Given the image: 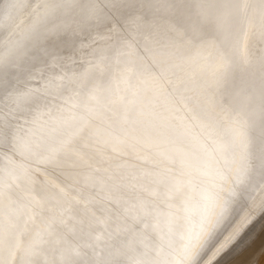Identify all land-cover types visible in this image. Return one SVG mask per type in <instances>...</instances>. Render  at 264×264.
Here are the masks:
<instances>
[{"label": "rangeland", "instance_id": "obj_1", "mask_svg": "<svg viewBox=\"0 0 264 264\" xmlns=\"http://www.w3.org/2000/svg\"><path fill=\"white\" fill-rule=\"evenodd\" d=\"M44 1L45 0H0L1 4L6 5L2 13L0 10L1 14H5L10 9L19 10L25 6L27 7L26 15L27 17L29 16V21L27 23L25 22L24 24H19V26L12 27L7 31L4 38L0 39V56H4L3 62L8 64L15 56V50L11 53L9 52V47L13 44L15 37H18L22 49L25 44L28 45L29 40L26 39L29 38V35L33 37L32 41L26 47L25 62L19 69L17 64H15L16 69L14 72L16 74L10 72V74L6 76L8 78L14 74L17 75V77L13 79L11 83L7 84L6 87H4L5 85L3 84L7 78H0V165L2 168H0V197L6 195L8 198L9 194L13 195L16 190L26 188L28 191L24 192L25 194L27 193L26 196L25 194L22 197L17 196V198L10 201L9 207H11L12 211L18 213L29 207L31 209L32 205L38 202L37 198H39V196L46 199L43 202L45 205L49 206L52 202L48 204V198L52 199L53 197L55 198V196L58 197L59 193H61L59 192L61 181L65 184L70 180L69 189L65 187L63 191L66 193L68 191V193H70L71 189H82L85 194L84 196L87 198L86 190L88 185L91 184L94 186V169H96L97 166L105 164V162L109 160L113 152L112 148L115 151L119 146L118 143L123 145L125 137L122 136V133L128 132L129 130L133 132L132 134L135 132L137 133L138 126L136 125V119L138 108L135 102L136 97L143 94V86L155 78L153 80L155 83V85H153L155 87L153 86L152 91H150L148 95L146 94L147 97H145L144 101H151L154 98L157 100L165 96L167 98L170 97V99L173 98L172 101L175 102V113H173L174 115L171 117H177V119L175 118L177 122L175 132L179 135L174 132H166L168 140L170 137V141H168V146L166 148L168 149V147H170L169 142H172L174 145L178 144L181 148L183 147L182 145L188 146V144H192V142H189L194 138L193 135L197 138L199 137L196 144H199L202 138L203 142H207L211 139V142H213L216 137L217 141H214L217 145L214 146V148L216 147V151L222 152L224 157L231 155L234 158L232 164L236 166L234 167L231 164L230 168H234L233 170H230L229 167L224 165L217 169L222 172V174H220L221 176L224 173L225 178H221L218 182L219 191L217 190L218 192L216 191L215 195L209 194L211 184H215V180L220 178L219 172L216 173L215 166L212 168L214 175H212V172L209 174L215 176V178L213 177L208 180V182L204 180L203 183V179L200 180V187L197 191L201 192L197 194L200 196L201 193L204 194L208 190V203H210L208 206L206 205V211L202 216H200V212H198L199 205L201 206L200 200L202 198H199V200L197 198V201L195 200L196 202L188 198V203L185 200L184 204L180 203L179 206H177V208L179 207L177 210L179 213H176V216H178L179 219L176 216L175 219L178 221L180 220V222L176 223L177 221H175V219L173 222H170L171 229L167 230L168 232H166L167 234L164 236V239L165 237L166 239L162 240L166 243H162L163 246L165 244L167 247L172 243L170 247H173L171 249L167 247V249L161 245L158 251L161 257L159 256L157 264H161L160 262L165 264L169 260V257L170 260H178L177 262L172 261L171 264H179L178 262L182 264L187 263L189 261L188 254L195 248L196 241L198 242L202 239V233L204 232L207 237L210 235L209 238H213L220 230L218 229L221 227L219 224L228 221L229 217L227 215H229L228 213L231 210L228 208L227 210L221 209L223 213L221 211L216 213V210L219 209V203L226 194L229 184H232L230 186L235 184V180H237L238 174L242 172L245 164L247 163V166H249L248 164L251 163L249 159L251 160L252 158L251 153L253 150L261 147L259 144L261 139H264L263 135L258 136L264 133V73L254 77L251 72L252 65L254 64V56L264 44V0H51L46 3V5ZM169 13L171 14V19H168L167 23H165ZM172 23L174 25H172ZM143 25L147 27L141 28ZM175 25L176 28L180 26L179 29L184 31L189 38L193 39L191 47L188 48L185 53H177L174 62H168L167 59L170 57L166 58L163 56L164 58H162L161 62L165 64V67L163 66V69L160 67L158 70L155 68L152 69L153 66L151 65V61L154 59L153 56L156 55L153 54V52H159V48L152 49L145 54H135L134 51L137 38L131 35L139 31V35L143 32L142 36L145 35L144 37L148 39L149 36L152 37L153 34L162 33L160 36H156L157 40L160 41L161 38L168 34L164 32L171 31V29L172 31L175 30ZM146 28L147 31H145ZM39 34L40 36L36 39ZM108 34H111L115 38L109 46L110 54L107 56H99V58L87 54V50L95 45L108 44ZM154 41H156V39H154ZM254 45L256 46L253 47ZM129 47L131 49H129ZM121 50H126L121 59L118 62L112 59V57ZM214 62L215 64H213ZM83 64L85 67L96 69L98 76L91 77L82 72L81 66ZM183 64L184 66H182ZM200 68L201 72L198 73V75L194 73ZM204 68L207 70H204ZM148 69L153 71L156 70V72L152 71L150 75V73H146ZM158 72L160 73L157 74ZM152 73L154 75L156 74V77ZM208 74H211L209 78H207ZM139 76H141V78ZM152 76H154V78ZM162 76H165L166 80ZM161 78L162 81L165 80L164 84L161 83ZM190 78L195 79L194 84L190 83L188 87L185 84L179 87L174 86L176 83ZM142 80L144 82H142ZM242 81L245 84L239 87ZM123 86L127 88L124 87L123 90ZM162 86L166 89H163ZM116 88H118V91ZM158 88L162 89L159 91ZM132 89H134V92ZM209 89L211 91H207ZM203 91L207 93L206 100L209 105V112L206 116L207 121L204 126L211 122V118H214L213 116L215 113H218L220 110L226 111V115L223 117V121H225L220 125V136H218L219 134L217 135L216 132L209 136L208 134L206 135L205 130H203V125L200 126V123L197 122L198 120L189 114L191 105L188 103L187 97ZM161 93L164 96L159 95ZM172 94L174 95L173 97ZM129 96L135 99H131ZM115 98L116 100L114 101ZM123 98L125 100H122ZM112 102L116 103L113 104ZM128 104H130V108L127 106ZM107 105H110L109 109L111 108V110L108 111ZM256 106L258 108L260 107L259 110ZM89 108H91V110ZM105 112H109L107 116H103L94 129L89 130L92 120L95 117L98 118L101 113ZM121 112H123L124 115ZM249 112H251V115L247 114ZM115 113L118 115L116 114V116ZM120 113L123 116H120ZM133 118L136 119L134 120ZM106 119H108V122H106ZM131 120H133L132 123ZM106 124H108V126H106ZM112 125H115V127ZM117 125H119L120 128ZM183 125L185 126L183 127ZM130 126H132L133 129H131ZM190 126H192V128ZM123 127L127 128L123 130ZM188 129L191 131L187 132ZM192 129L200 130V134L197 133L198 131L196 130H194V134ZM114 130H116L115 133ZM179 130L182 131V133ZM9 134H12V136ZM190 134L192 136H190ZM171 136H173L174 139L172 138L171 140ZM176 136H178V138ZM204 136H208L207 138L205 137L207 140L204 139ZM211 136L213 138H210ZM256 136L259 139H256ZM189 137L191 138L190 140ZM252 139H256L257 143L255 145H252L254 143H252ZM183 140H185V142ZM228 141L230 142L228 143ZM205 150L206 149H204V151ZM262 150L264 151V149ZM67 151L70 154H68ZM12 152L15 153V156ZM170 152L171 150L169 149V153ZM26 154L28 155L26 156ZM263 156L260 159L261 161L258 162L260 166H264V163H262L264 162ZM17 158L19 159L17 160ZM11 159H13V161ZM61 160H63V162L58 168V173L49 181L52 184L49 183L48 185L46 179L45 184H42L41 172H43L45 168L48 169L52 162L55 161L58 164ZM15 164L17 166H15ZM258 164H256L255 167H258ZM223 167L224 171L221 170ZM186 170L188 169H185V172ZM4 172H9V176L5 175ZM229 172H232L234 177L232 173ZM225 173H228L227 176L229 177H227ZM14 174L19 177L16 176V178ZM110 174H112L111 171L107 172L105 175ZM229 174H231L235 180H233ZM255 175L253 174V178L249 176L245 179V182L252 183L254 182L253 180H256L258 177L264 178V175L256 176L255 178ZM183 178H185L184 174L181 180H183ZM20 179L26 180L22 188H20L21 186L17 187V183ZM10 181L12 183H9ZM233 181L234 183H232ZM223 182H225L224 185ZM79 183L81 184L77 185ZM182 183L184 182L182 181ZM220 184L223 188L220 187ZM237 184L238 183H236L235 186H237ZM14 186H16L15 189ZM6 189H8V191H6ZM78 193L83 194L81 192ZM234 194L235 193L232 194L233 200L237 196L236 194L234 196ZM29 195L30 197H28ZM26 197L30 202L27 201L28 199ZM86 198L84 199V203H86ZM24 199H26L27 202H25ZM232 199L229 201L230 203ZM74 200L75 198H73L71 202L68 201L67 204L69 202L72 204ZM21 201H23L22 204ZM191 202L193 206L190 204ZM67 204H64L59 212H55V214H60V218L69 213L68 210H70V205L67 209ZM45 205H43L44 208ZM229 205L230 204H228L227 207H229ZM15 209L18 210L15 211ZM185 210L190 218L186 214L184 215L186 212ZM224 210L227 212H224ZM190 212H194V216H191L190 214L192 213ZM181 213L182 215H180ZM213 214H215V216L217 214L222 216L220 218L222 222L220 220L217 222L219 223L217 226L218 228L215 226L214 228L212 226H207L208 219L211 218ZM217 216L219 217V215ZM182 218H186V224ZM226 218L227 220H225ZM232 218L230 220L234 223L238 217L232 216ZM196 220L199 222H196ZM175 223L176 226L173 225ZM183 223L187 228L182 226L184 227L183 229L181 227ZM177 224H180L179 226L183 231L181 229L177 231L179 228ZM261 230H264V221ZM261 230L259 231L261 232ZM168 236L169 238L167 239ZM175 236H177V238ZM163 248L166 251L176 248L178 254L175 251L173 253L174 257H171L172 251L171 254L165 250L162 252ZM166 253L170 256H167ZM162 255L166 260H164L165 258L162 259ZM262 255H264V253H262ZM179 256L182 260H180ZM183 260H185V262H183ZM233 260L230 261L232 262ZM227 262H229V260ZM257 263L262 264V262L259 261H257Z\"/></svg>", "mask_w": 264, "mask_h": 264}, {"label": "bare ground", "instance_id": "obj_2", "mask_svg": "<svg viewBox=\"0 0 264 264\" xmlns=\"http://www.w3.org/2000/svg\"><path fill=\"white\" fill-rule=\"evenodd\" d=\"M49 1L51 0H45L44 1L45 5ZM4 6L6 5H3L0 2L1 13H2L3 8H5ZM26 12H27V7L23 6V8L19 10L10 9L5 14L0 13V39H3L7 31L11 29L12 27L19 26V24L21 25L29 21V16L27 17ZM168 19L169 20L171 19L170 13H169V16L167 15V19L165 23H167ZM172 25L174 24L172 23ZM144 27H147V26H144V25L141 26V28H144ZM179 27L176 28V25H175L174 31H172V29L171 31L170 30L167 31L168 29L165 30L167 32H164V33H168V34L164 36L163 38H161L160 41L157 40L156 36H160L162 33L155 34V35L153 34L152 37L149 36V38L146 39L147 37L145 38L144 37L145 35L142 36L143 32H141V35H139V31L134 32L131 36L137 38L136 45H135V51H134L135 54L141 55V54H145L148 51H151L152 49L154 50L155 48H159V52H155V51L153 52V54H156V55L153 56L154 59L153 61H151V65L153 66L152 69L155 68L158 70L160 67L162 68L165 65L163 62H161L162 58L164 57L166 58L170 57L169 59H167V61L174 62L176 60L175 55H177V53L179 54L185 53V51L191 47L192 41H193V39L189 38L187 34H185L184 31L179 29ZM145 31H147V28ZM39 36L40 34L36 37V39H38ZM32 39L33 37L29 35V38H27L26 40H29L28 42L30 43ZM114 39L115 38L111 34H108V40H107L108 44L95 45L89 50H87V54L89 55L91 54L92 56L96 58H99V56H107L108 54H110V47H109L110 43ZM154 39H156V41H154ZM28 45L25 44L24 48L22 49L21 43L18 40V37H15L13 44L9 47L10 53L13 50H15L14 58L11 59L7 64L6 62L5 63L3 62L4 56L3 55L0 56V78L1 79L3 77L8 76L10 72H14V70L16 69L15 64H17L18 69L19 67L22 66V64L25 62L26 47ZM255 46L256 45H254L253 47ZM129 49L131 48L129 47ZM124 51L126 50L119 51L112 57V59L118 62L121 59ZM253 61H254V64L252 65V68H251L252 76L256 77V76L263 74L264 73V44L261 46V48H259V51L254 56ZM153 64H156V65H153ZM213 64H215V62ZM182 66H184V64ZM204 70H207V69L204 68ZM81 71L84 72L87 76H91V77L98 76L97 74L98 72L96 69L89 68L87 66L85 67L84 64L81 66ZM152 71L153 70L148 69L146 73H150L151 75ZM153 72H156V70ZM200 72H201V68L196 70L194 73L198 75V73ZM159 73L160 72H158L157 74ZM14 74L16 73L14 72ZM14 74L9 76L8 78L6 77L7 79H5L6 81L3 84L5 85L4 87H6L7 84L11 83V81L17 77V75H14ZM154 76L156 77V74ZM154 76L152 77L154 78ZM209 76H211V74H208L207 78H209ZM139 77L141 78V76ZM162 77L165 79V76H162ZM154 79H152V81L149 80L150 82L143 86L144 93L136 97L135 102L138 108V113H137V119L136 118H133V119L134 120L136 119V125L138 126L137 133L135 132L134 133L135 135H134L132 134L133 132L130 130L128 132L122 133V136L125 137V141H123V145L118 143L119 146L116 148L115 151L112 148L113 152L109 160H107L105 164L101 166H97V168L95 167L96 168L94 169L95 177L93 179L95 180L93 182L94 186H92L91 184L88 185L87 190H86L87 198L86 196H84L85 194L83 193L84 191H82V189H76V190L71 189L72 191L70 190V193H68L67 191L68 193L67 194L63 190H65V187L68 188L70 184V180L66 182L65 184L62 183L61 181L60 186H59L60 187L59 192L61 193H59V196L58 197L55 196V198L52 196L53 197L52 199L48 198L49 202L47 203L49 204L50 202L52 203L54 202L53 204L51 203L49 206L45 205L43 201L46 199H43L41 198L42 196H39V198H37L38 202H35V204L32 203L33 205L31 209L29 207L26 210L15 213L14 211L11 210V207H9L10 201L17 198V196L22 197L25 194L24 193L25 191L28 192L26 188L24 189L22 188L24 187L26 183V180L24 181L22 179H20V181L17 180L18 181L17 187L21 186L20 187L22 188L21 190H16V191L14 190L15 192L12 191L14 192L13 195L9 194L8 198L6 197V195L0 197V264H157V260H159V256H160L158 251L162 243H165V241H162V240L164 239L165 234H167L166 233L168 232L167 230L171 229L170 222H173V220L176 217L178 218V216H176V213H179L177 212L179 207L177 208V206H179L180 203L184 204L185 200L187 202L188 198L194 201L195 200L197 201V198L198 200L199 198L200 199L202 198L200 200L201 206L199 205L198 212H200V216H202V214L205 213L206 205L208 206L210 204L208 203L209 194L215 195V192L218 190V182L221 180V178L223 179L225 178L224 173L221 176L220 174H222V172H220V170L218 171L217 169H219L223 165L230 168L231 164L233 163L234 158L231 155L224 157L222 152L216 151V147L214 148V146H217L216 143H214V141H217L216 137H215V140H213V142H211L212 139L211 140L208 139L209 141L203 142V138H202V141L199 139L201 142L199 144H196L199 137L197 138L196 136L193 135L194 137L193 139L189 137V140L191 139L189 143L192 142V144H188V146L182 145L184 148L183 147L181 148L180 145L178 144L174 145L172 142H169L170 147H168L167 149L166 147L168 146V141H170V137L168 140V135L166 132L177 133L175 132L177 128V122L175 118L177 119V117L175 118L171 117L172 115H174L173 113H175V106H174L175 102L172 101L173 98L172 99H170V97L167 98L164 95H162V93L159 95L164 96L163 98L160 97V99H157V100L154 98L155 100L150 99L151 101H144L145 97H147L146 94L148 95V93L152 91V88L155 85L153 81ZM165 80L162 81V78H161V81H162L161 83L164 84ZM142 82L144 81L142 80ZM119 83H122V82H119ZM190 83L194 84L195 79L190 78L185 81L182 80L180 81V83H176L174 86L179 87L182 84H185L188 87ZM241 83L242 84L239 87L245 84L243 83V81ZM124 87L125 86H123V90H124ZM162 88L166 89L163 86ZM116 89L118 91V88ZM132 90L134 92V89ZM117 91H116V94H117ZM207 91H211V90L209 89ZM159 95H158V98H159ZM206 95L207 93L203 91V92H198L195 95H190L189 97H187V101L191 105L190 106L191 111L189 114L190 116L198 120L197 122L200 123V126L203 125L204 127L203 130H205L206 135L208 134L209 136L214 132H216L218 135L220 131V125L225 121V120L223 121V117H225L226 111L220 110L218 111V113H215V115L213 116L214 118H211V122L207 124L206 126H204L207 121L206 116L208 115V112H209V105H208V101L206 100ZM173 96L174 95L172 94V97ZM133 97H134V94H133ZM111 99H110V102H111ZM131 99H135V98H131ZM115 100L116 98L114 99V101ZM122 100H125V99L123 98ZM112 103L115 104L116 102L115 103L112 102ZM129 105L130 104H128L127 106ZM109 106H108V111L111 110V108L109 109ZM91 108L89 109L91 110ZM259 108L257 107L258 110ZM107 113L109 112L101 113L98 118L95 117L91 122L92 124L89 130H93L94 127L97 125V123L101 120V118L103 116H107ZM117 113H115V115ZM121 113L123 114V112ZM121 113H120V116L122 115ZM250 113L251 112L247 114L251 115ZM112 119H113V116H112ZM106 120H107L106 122H108V119ZM132 121L133 120H131V123ZM110 122H111V119H110ZM108 124H106V126H108ZM186 124H189V123H186ZM112 126L115 127V125H112ZM117 126L120 128L119 125ZM184 126L185 125H183V127ZM190 127L192 128V126ZM126 128L127 127H123V130H125ZM130 128L133 129L132 126H130ZM192 130L194 132V130L196 129H192ZM115 131L116 130H114V133ZM133 131H136V130H133ZM190 131L188 129L187 132H190ZM199 131L197 133L200 134ZM180 132L182 133V131ZM191 134L190 136H192ZM9 135L12 136V134H9ZM177 135L179 134L177 133ZM260 135H263L264 137V133L259 134L258 136ZM173 136H171V140L172 138L174 139ZM218 136H220V134ZM25 137H26V134H25ZM176 137L178 138V136ZM179 137H182V136H179ZM205 137L206 136H204V139L207 138ZM210 138H213V137L211 136ZM257 138L258 137L256 136V139ZM256 139L255 140L252 139V143L254 142L252 145H255L257 143ZM183 141L185 142V140ZM263 141L264 139H261V142L259 144L261 145L260 148L253 150V152L251 153L252 158L251 160L249 159L251 163L248 164L249 166H247V163L245 164L244 168L242 169V172L238 174V177L236 176L237 180L233 178L234 177L233 173H235L234 172L235 170L232 171L233 173L229 172V173H232L233 177L231 176V174L229 175L233 178V180L236 181L235 184L236 183L238 184L237 186H235V184H233V186H230L232 184H229L226 194L223 196V198L221 199L219 203V209L216 210V213H219L221 209L227 210L228 208L229 210H231L228 213L230 216L227 215L229 217L228 221L232 218V216L238 217V218L236 219L234 223L233 221L231 222L230 220L229 222L227 221L226 223L219 224L217 222H219V220L221 221L220 218L222 216H220V214H217L219 215L218 217L217 215L215 216V214H213V216H211V218L208 219L207 226L209 227L212 226L214 228V226L217 227L218 224L221 225V227L219 228L217 227L218 229H220L218 234L215 235L213 238H209L210 235L209 237H207V235L203 232L202 239H200L198 242L196 241L195 248L192 251H190L188 254L189 261L185 264H258L257 261L262 262V264H264V255H262V253H264V230H261V226L264 221V189H263L264 178H261V177L256 178V176L264 175V166H260L259 165L260 163L258 164V162L261 161L260 159L264 155V151L262 150L264 149ZM229 142L230 141H228V143ZM174 143H175V140H174ZM252 145L251 147H253ZM169 149L171 150L170 153H169ZM204 149H206L205 150L206 152L204 151ZM13 153L14 152H12V154ZM27 155L28 154H26V156ZM14 156H15V153H14ZM18 159L19 158H17V160ZM11 160L13 161V159ZM62 162L63 160H61L57 164L54 161L49 165L48 169L45 168V170L41 172L42 184L43 183L45 184V179H46V183L48 182V185L49 183H51L49 181L53 178V176H55L58 173V168ZM1 164H2V161H1ZM256 164H258L259 166L255 167ZM26 165H29V164H26ZM15 166L17 165L15 164ZM214 166L216 168V173L219 172L220 178L216 179L218 181L215 180V184L214 183L211 184V190L209 194H207V191H208L207 190L204 194L201 193L199 196L197 194L201 192V191L200 192L197 191V189L200 187L199 182L201 179H203L202 181L203 183L204 180L208 182V180L212 179L213 177L215 178V176L209 175L211 174L212 168H214ZM232 166L236 167L233 164ZM0 168H1V165H0ZM185 169H188L186 170V172L188 171L187 173L185 172ZM231 169L232 168H230V170ZM221 170L224 171V167L221 168ZM17 171H20V170H17ZM109 171H111L112 174L105 175ZM8 173H5V175L9 176ZM183 174L185 175V178L181 180ZM227 174L225 173L226 176ZM253 174L255 175L256 180L252 179L254 181L252 183L245 182V179H247L249 176L253 178ZM14 175L15 177L17 176L16 174ZM212 175H214V173ZM182 181L184 183H182ZM9 183H12V182L10 181ZM224 183L225 182H223V185ZM232 183H234V181ZM80 184L81 183L77 185H80ZM221 184H220V187L223 188ZM201 187H204V186H201ZM15 188L16 186H14V189ZM6 191H8V189H6ZM78 192H81L83 194H80ZM233 193L237 195L234 200L232 199ZM28 197H30V195ZM73 198H75V200L71 204L70 202ZM85 198H86V203H84ZM231 199L232 201L230 203L229 201ZM24 200L25 202L29 201V199L27 201L26 199ZM68 201L70 202L67 204ZM22 203L23 201H21V204ZM17 204H18V201H17ZM64 204H67L66 206L67 209L70 205L69 207L70 210H68L69 213L66 216L60 218V214H55V212L56 211L59 212V210L61 209V207L64 206ZM190 204L192 205V202ZM228 204H230L229 207H227ZM43 205H45V208ZM19 207L21 208L20 205ZM18 209H15V211H17ZM225 210L224 212H227ZM185 214L187 215V211L184 213V215ZM193 214L194 212L190 215L192 216ZM180 215H182V213ZM224 215L226 216L225 213ZM187 216L189 217V214ZM185 219H184L185 221L184 223L186 224ZM225 220H227V218ZM175 221H177L176 223L180 222V220L178 221L177 219H175ZM196 222H199V221L196 220ZM176 223L173 225L176 226ZM184 223L183 225H181V227L184 226L187 228V226L184 225ZM179 225L177 224V226ZM184 227L182 228L184 229ZM176 229H173V230H176ZM179 229H181L180 226L177 231H180ZM259 230H261V232ZM177 233H180V232H177ZM169 234H170V231H169ZM170 236H173V235H170ZM177 236L175 237L177 238ZM168 238L169 236L167 237V239ZM165 244L164 246L162 245V247H165V248L170 247L172 243H170V246H167V247L165 246ZM172 247H170V249ZM163 250L165 249L163 248L162 252ZM187 250H190V249H187ZM171 251H172L171 257H174L173 253L176 251V248L168 252L171 254ZM257 257L259 260L257 259ZM164 258L165 257H163L162 259ZM182 258H183V255H182ZM164 260H166V258ZM169 260H170V257H169ZM169 260L165 264H171L172 261L173 262L178 261L177 259L175 261L174 259H171L169 262ZM180 260H182L181 257H180ZM228 260L229 262H231L230 260H233V261L229 263L227 262ZM183 262H185V260H183ZM160 263L163 264L162 262ZM178 263L182 264L181 262H178Z\"/></svg>", "mask_w": 264, "mask_h": 264}]
</instances>
